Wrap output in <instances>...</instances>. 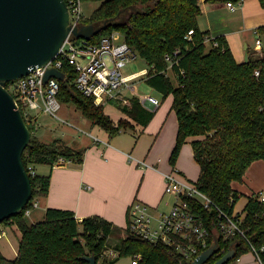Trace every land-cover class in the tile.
<instances>
[{"label": "trees", "instance_id": "16d2710c", "mask_svg": "<svg viewBox=\"0 0 264 264\" xmlns=\"http://www.w3.org/2000/svg\"><path fill=\"white\" fill-rule=\"evenodd\" d=\"M242 0H80L99 2L82 25L107 27L90 39H100L117 31L122 39L147 64L145 83L162 95L172 97L170 109L178 128L175 146L169 162L175 165L181 147L190 142L193 159L200 168L195 182L197 189L210 201L204 207L200 201L189 199L192 212L205 225L209 235L207 248L217 244L213 264L233 249L234 263L250 247L264 257V201L257 194L247 197L244 215H233L238 193L234 182H241L249 165L264 160V57L236 62L223 36L209 37L198 27L201 3L233 4ZM66 3L69 0H65ZM264 7V0H258ZM129 11L125 21L117 18ZM193 35L188 37V32ZM257 32H264V26ZM66 79L59 82L60 103L75 107L93 126L104 129L110 136L131 127L129 121L114 123L104 115L102 106L85 97L73 83L75 73L64 67ZM260 70L255 76L254 71ZM127 118L145 127L154 111L145 109L137 97L130 98V106L118 107ZM21 114L22 111H21ZM30 132V142L22 153L26 171L28 166L49 165L64 157L82 162L83 150H74L60 140L43 142L36 137L35 125L23 117ZM32 200L46 196L50 175L29 176ZM4 220L20 232L17 256L6 259L0 253V264H88L82 259L92 256L97 264L114 263L121 256L130 259L141 255L140 264H190L184 262L173 247L150 243L134 237L125 229L124 236L112 243L118 230L99 216L76 219L68 210L47 208L41 221L29 224L25 209ZM220 212L238 222L241 234L224 239L219 232ZM203 249L202 251H204ZM112 250L114 256L108 255ZM223 250V252H221ZM201 251V252H202Z\"/></svg>", "mask_w": 264, "mask_h": 264}, {"label": "crops", "instance_id": "0c3cea01", "mask_svg": "<svg viewBox=\"0 0 264 264\" xmlns=\"http://www.w3.org/2000/svg\"><path fill=\"white\" fill-rule=\"evenodd\" d=\"M223 7L227 8L226 3L202 2L198 27L201 31H207L210 38L223 36L234 59L241 63L247 58L246 49L249 48L246 43L248 41L244 37L247 35L251 39V32L254 33L258 27L264 26V21L245 30L244 36L243 33L235 35L227 30V25L223 24L222 20L218 19L216 9ZM242 8L243 6L241 11ZM237 10L238 7L234 11L228 9L232 15H237ZM146 69L147 67L141 70ZM151 92L148 96L159 101L157 107H152L147 101L139 100L145 109L153 108L151 111H154L152 119L145 127L137 125L124 114L121 117H113L111 120L114 123L127 120L131 127L110 136L104 129L93 126L87 120L90 127L89 138L82 140L79 144L82 145L81 150L84 151L82 162L72 161L65 168H51L47 165V169L41 173L43 176L50 175L48 192L39 201L43 212L47 208L68 210L72 211L78 220L89 216H99L114 227L125 230L128 210L134 201L150 207L151 214L154 216L170 209L174 198L164 193V176L174 172L178 178L193 182L194 180L189 178L191 164L185 159L187 153L191 161L195 164L196 162L193 159L192 147L188 142L181 147L175 165L170 164L169 158L175 146L178 128L177 118L170 109L172 97L163 98L152 88ZM122 94L129 99L128 106H130L131 97H139L136 86L134 95L126 90H123ZM112 103L120 107L119 104ZM196 169L197 174L198 166ZM35 174H37L36 171ZM257 191H253L252 194ZM240 215L243 217V214ZM8 227L18 230L12 223L2 225L0 238L7 235L4 229ZM12 255L14 259L17 252L12 251Z\"/></svg>", "mask_w": 264, "mask_h": 264}, {"label": "built area", "instance_id": "2783aa9c", "mask_svg": "<svg viewBox=\"0 0 264 264\" xmlns=\"http://www.w3.org/2000/svg\"><path fill=\"white\" fill-rule=\"evenodd\" d=\"M66 6L70 28L74 29L82 26L81 23L84 17L81 14L80 0H69ZM226 6L231 11L236 8L235 4L231 2H226ZM254 33L257 34V31L255 30ZM192 35L193 31H189L188 37ZM90 39L76 38L70 32L62 42L57 54L50 61L31 70L26 76L5 83V89L9 93L8 87L13 89V94H10L16 108L20 113L22 111V117L35 125L36 130L38 127L37 118L31 114L32 111L38 110L57 118L60 109L57 95L59 82L61 81L49 78L44 82L47 70L61 71L63 73L62 81H64L66 74L63 68L69 67L75 73L73 80L75 87L85 97L92 98L97 106H103L109 102L117 103L120 106L129 105V99L124 97L122 91L126 90L134 95L135 85L133 81L141 77L144 79L147 70H140L129 75L121 74V67L132 60L136 53L128 47L119 32L114 31L97 43H91ZM254 45L256 49L261 48V41L257 36ZM254 75L259 76L260 70H255ZM137 98L143 102L147 101L152 107L159 105V101L152 96H139ZM71 162L67 158L59 157L51 168H65ZM138 163L144 165V163ZM27 173L28 176L32 177L36 175L34 168L31 166H28ZM164 178V193L174 198L170 209L154 216L151 214L150 207L139 201H134L128 210V221L125 229L134 237L150 243H161L173 247L175 252L181 256L182 261H190L191 264L207 247L209 232L192 212L188 200L196 199L204 207H208L210 201L197 189L195 184H190L192 182L178 178L174 172L166 174ZM256 194L259 200L263 202L264 192L259 191ZM29 203L30 207L25 209V216H28L39 205L37 199L32 200L31 198ZM220 217H222V220L219 223V232L224 239L232 237L236 233L243 235L238 222L232 217L222 212H220ZM216 248L214 255L216 254ZM262 250L263 248L257 250L250 247V252L254 254L259 264H264V257L260 255ZM108 255L113 257L114 252L109 250ZM141 259V255H137L130 259V264H140ZM237 261H239V258L232 264H237Z\"/></svg>", "mask_w": 264, "mask_h": 264}, {"label": "water", "instance_id": "95a60500", "mask_svg": "<svg viewBox=\"0 0 264 264\" xmlns=\"http://www.w3.org/2000/svg\"><path fill=\"white\" fill-rule=\"evenodd\" d=\"M106 27L107 21L98 28L82 25L71 29L65 0H0V223L23 210L32 198L22 161L30 132L5 83L50 61L70 32L89 40ZM49 78L62 81L63 73L47 70L44 82ZM215 248L216 244L209 247L191 264H208ZM233 257L234 250H228L213 264H227ZM82 259L97 264L92 256Z\"/></svg>", "mask_w": 264, "mask_h": 264}, {"label": "rangeland", "instance_id": "374dc122", "mask_svg": "<svg viewBox=\"0 0 264 264\" xmlns=\"http://www.w3.org/2000/svg\"><path fill=\"white\" fill-rule=\"evenodd\" d=\"M99 6V2H83L81 3V14L84 18H89L92 12ZM243 6V10L241 11V7ZM235 7H238L237 15H232L228 11L226 7L216 9L218 13V19L222 20L223 24L227 25V30L233 32L235 35L242 33L245 30L251 29L257 26L258 22L264 21V7H261L258 0H242L241 2L235 3ZM129 11H125L122 13L117 20L125 21L129 16ZM89 25V24H88ZM103 25V24H102ZM101 23L94 25L95 28L101 27ZM231 33V34H233ZM245 33H243L244 36ZM251 39L244 37L248 42L249 48L246 49L247 56L252 59H259L264 57V32L260 31L257 34L252 33ZM256 36L261 41V48H255V38ZM250 37V36H249ZM244 39V40H245ZM243 42V39H241ZM243 52L245 50L243 49ZM146 62L140 58L137 54L136 56L126 63L123 67H121L120 71L122 75H129L135 72L140 71L143 68H146ZM137 88L138 96H148L150 95L151 88L144 82L143 77L136 79L133 81ZM10 93L13 94V89L8 87ZM121 107V106H120ZM103 113L110 120L113 117H121L124 115L121 110L118 109L116 104L112 102L105 104L102 106ZM32 115L37 118V131L36 137L43 142H50L53 139H57L62 141L67 146L75 149L81 150L82 145H79L82 140H85L88 137V133L90 131V127L88 126L87 119L83 118L79 111L75 109L74 106L68 103H60V109L57 113V118L52 117L49 114H44L38 110L32 111ZM185 159L188 163L191 164V170L189 172V178L194 180L190 184H195V180H197L200 172V168L198 166L199 172H197L196 164L191 161L189 157V153L185 156ZM34 169L36 173L40 176L45 169H47V165H35ZM198 175V176H197ZM194 178V179H193ZM232 188L234 191L238 193V198L233 207V215L243 214V207L247 200L248 196L252 195L253 191H263L264 192V160H257L252 162L247 168L241 182H234L232 184ZM38 202L41 201V198L37 199ZM43 209L39 205L38 208L33 209L28 216H25L27 223L34 224L42 220L43 218ZM242 216V215H240ZM42 217V218H41ZM8 223L1 224L8 225ZM118 231L114 232L111 242L115 243L117 240L124 236V231L115 227ZM7 235L4 238H0V252L6 259H13L12 251L17 252L18 243L20 240V232L15 228H7L4 229ZM113 264H130L129 256H121L117 259ZM237 264H259L256 257L252 252H247L239 257V261Z\"/></svg>", "mask_w": 264, "mask_h": 264}]
</instances>
